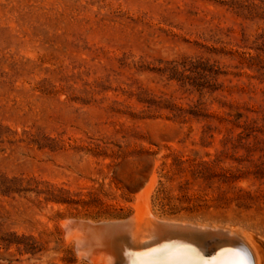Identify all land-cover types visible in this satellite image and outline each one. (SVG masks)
<instances>
[{"label":"rangeland","instance_id":"rangeland-1","mask_svg":"<svg viewBox=\"0 0 264 264\" xmlns=\"http://www.w3.org/2000/svg\"><path fill=\"white\" fill-rule=\"evenodd\" d=\"M142 207L264 250V0H0V264Z\"/></svg>","mask_w":264,"mask_h":264},{"label":"bare ground","instance_id":"bare-ground-1","mask_svg":"<svg viewBox=\"0 0 264 264\" xmlns=\"http://www.w3.org/2000/svg\"><path fill=\"white\" fill-rule=\"evenodd\" d=\"M145 209L147 207L137 209V213L127 221V226L131 225L121 228L123 231L116 235L114 233L111 241L107 231L94 236L87 234L85 224L119 223L124 220L101 223L66 220L64 227L75 241L78 254L92 264H264V253L261 252L264 250L260 251L253 243L241 242L235 238L232 229L229 232L227 229L212 228L210 236L214 234L221 238L214 249L208 251L205 236L196 233L205 228L159 219Z\"/></svg>","mask_w":264,"mask_h":264},{"label":"water","instance_id":"water-1","mask_svg":"<svg viewBox=\"0 0 264 264\" xmlns=\"http://www.w3.org/2000/svg\"><path fill=\"white\" fill-rule=\"evenodd\" d=\"M129 219L124 220L123 222H119V223H105V224H99V225H92V224H85V228L84 230L87 232V234L94 236L97 233H103L105 231H107L108 233H110V241L111 239H113L114 233L115 235L119 233V231H123L121 228L123 227H129L131 225L128 224L127 226V222ZM209 257V256H207Z\"/></svg>","mask_w":264,"mask_h":264}]
</instances>
